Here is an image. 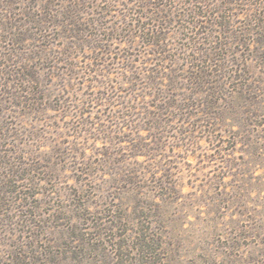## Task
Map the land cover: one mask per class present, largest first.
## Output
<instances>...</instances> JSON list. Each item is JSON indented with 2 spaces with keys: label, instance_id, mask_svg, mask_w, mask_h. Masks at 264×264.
I'll return each mask as SVG.
<instances>
[{
  "label": "rangeland",
  "instance_id": "obj_1",
  "mask_svg": "<svg viewBox=\"0 0 264 264\" xmlns=\"http://www.w3.org/2000/svg\"><path fill=\"white\" fill-rule=\"evenodd\" d=\"M0 264H264V0H0Z\"/></svg>",
  "mask_w": 264,
  "mask_h": 264
}]
</instances>
